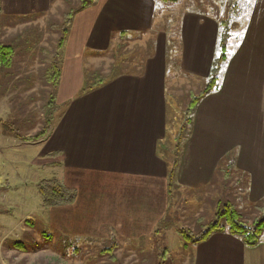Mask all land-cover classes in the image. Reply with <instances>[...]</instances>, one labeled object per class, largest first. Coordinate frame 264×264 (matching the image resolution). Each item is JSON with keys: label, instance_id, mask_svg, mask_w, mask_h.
I'll return each mask as SVG.
<instances>
[{"label": "crops", "instance_id": "1", "mask_svg": "<svg viewBox=\"0 0 264 264\" xmlns=\"http://www.w3.org/2000/svg\"><path fill=\"white\" fill-rule=\"evenodd\" d=\"M56 1L12 0L17 7L12 11L28 4L43 11ZM86 8L72 20L55 96L63 92L68 73L65 51L75 53L81 78L87 61L101 59L122 41L151 34L160 13L157 0H100L93 10ZM247 9L237 30L227 31L219 86L196 106L174 173L179 189L199 190L212 182L221 159L236 151L238 184L249 202H257L264 198V0H250ZM179 17V66L172 79L207 83L221 52L225 19L194 9ZM167 37L155 38L139 70L123 71L94 89L80 88L66 104L64 98L50 134L36 142L39 163L55 168L53 177L77 192L73 203L48 207L65 209V224L58 217L47 222L68 238L141 243L155 236L169 212V176L176 160L170 164L163 153L172 80ZM181 264H264V238L249 246L237 235L214 232L193 243Z\"/></svg>", "mask_w": 264, "mask_h": 264}, {"label": "rangeland", "instance_id": "2", "mask_svg": "<svg viewBox=\"0 0 264 264\" xmlns=\"http://www.w3.org/2000/svg\"><path fill=\"white\" fill-rule=\"evenodd\" d=\"M249 1L157 0L160 13L151 34L139 40L122 41L123 44L115 51L91 63L87 61V68L102 71L97 75L98 78L101 75L106 77L111 72L139 70L137 64L153 50L155 38L160 36L162 40L167 35L170 81L178 74L181 12L194 9L224 18L225 33L229 30L232 33L239 27V19L243 17L244 20ZM98 2L100 0H94L86 10H93ZM79 3L80 0H57L43 11L35 10L37 6L28 4L27 9L14 12L12 9L17 7L12 5V0H0V37L15 48L14 64L9 70L12 75L6 76V71L0 75V94L3 95L0 99V264H165L167 259L174 264H181L190 254L193 243L186 242L178 228L185 226L197 231V218L203 216V222L208 223L214 218L218 207H224L230 200L241 209L249 207L248 203L251 202L242 187L238 188V173L235 169L225 188L221 187L220 180L199 190L179 189L174 182L166 216L170 224L163 226L153 238L141 243L115 245V240L97 242L68 238L64 232L48 225V218L56 217L65 224V209L43 207L37 183L53 177L56 169L41 165L38 160L41 145L25 141L22 136L41 130L47 124L46 114L54 122L62 109L63 99L66 104L67 96L88 83L85 75L79 78L74 63L75 53L65 51L68 73L61 84L64 93L61 91L59 97L57 93L51 99L52 87L47 77L49 68L53 62L62 67L66 47L64 43L60 52L55 49L64 27L59 26L54 31L51 23L63 25L65 12L76 8ZM233 41L229 42L230 52L235 45ZM172 56L174 60L170 61ZM85 61L83 58V64ZM205 84L185 78L169 82V134L163 153L170 164L181 155L191 130V124L186 120L188 106ZM219 199L222 201L218 203ZM17 241L23 242L25 248L15 247ZM110 246L116 247L114 252H101ZM164 250L168 252L166 257L162 254Z\"/></svg>", "mask_w": 264, "mask_h": 264}, {"label": "trees", "instance_id": "3", "mask_svg": "<svg viewBox=\"0 0 264 264\" xmlns=\"http://www.w3.org/2000/svg\"><path fill=\"white\" fill-rule=\"evenodd\" d=\"M176 1V0H174ZM94 0H80V3L76 6L74 9H70L68 12H65V21L63 22V25H58L56 23H51V26L53 30L64 27L60 37L56 41L55 49L60 52V49L63 47L64 43L67 40L72 20L76 12L80 11L81 9L86 8L90 4H92ZM1 6H0V19H1ZM226 23V21L224 22ZM226 25V24H225ZM226 27V26H225ZM0 34H1V26H0ZM228 33L224 32L222 35V38L220 40V48L221 52L220 55L217 57L215 61V66L213 68V75L212 78L205 84V87L200 91V94L198 96H195L192 98L190 105L188 106L187 110V122H189L192 125V120L194 116V112L192 111L196 109V106L198 103L209 93L216 90L219 86V70L221 67V64L223 62V59L226 55V43H227ZM118 48V47H117ZM117 48H114L113 51H115ZM114 55V54H113ZM14 58H15V48L12 44H7L3 39L0 37V75L2 73L7 75H12L9 70L12 69L14 64ZM49 68L48 72V81L51 82V99L53 100L55 97L56 90L59 80L61 77V66L58 65V63L53 62ZM130 71V70H129ZM102 71L99 69L95 70H88L86 71V79L88 81L87 85L85 86L84 91L94 89L106 81L110 80L117 74L121 73H113L111 72L109 75L104 77V75H101L99 78L97 75H100ZM95 77V78H93ZM93 78V80H92ZM92 80V81H90ZM192 92H190L191 94ZM3 95L0 94V99ZM51 100V101H52ZM50 103V102H49ZM54 102H52L53 104ZM51 115H52V111ZM49 112V113H50ZM46 122L47 124L42 127L41 130H38L35 134L29 135V136H22V138L25 141L28 142H38L44 140L51 132L53 122L51 121L50 117L48 119V115L46 114ZM7 129V128H6ZM190 134V132H189ZM188 134V136H189ZM188 138V137H187ZM174 167L172 168L170 178H169V190L171 193L172 185L175 182V170L176 165L179 161L178 157L175 159ZM234 164H235V156L233 152H230L229 154L225 155L221 161L219 162V165L217 167L216 173L213 177V180L210 184H214L215 182L221 181V187H228V183L230 181L229 178L231 175H233L234 172ZM238 183V178H237ZM238 188L240 187L239 184ZM177 186V185H176ZM38 191L41 196V200L43 203V206L45 207H52V206H59V205H65L73 203L77 197V192L75 189L68 187L65 185L60 179L56 177H52L49 179H44L41 182L38 183ZM222 200L219 199L218 203ZM249 207H245V209H241L237 206L236 203H234L232 200L228 201L224 205V207H218V210H216V213L214 214V218H212L208 223L203 222V216L197 218V231L191 228H186L185 226L182 228H178L179 233L184 237L186 242L190 243H198L205 239H207L212 233L214 232H228L233 235L239 236L247 245L254 246L258 244L261 241L262 234L264 232V198L257 201V202H251L248 203ZM168 218L166 217L165 220H163L158 227V229L155 232V236L159 233L160 229L163 228V226H168L167 223ZM15 247L24 249L23 242L17 241L14 243ZM116 245V244H115ZM116 249L115 246H110L109 248H104L101 250L103 254H107L108 252H114ZM167 250L163 251L164 257L167 255ZM114 255V254H113Z\"/></svg>", "mask_w": 264, "mask_h": 264}]
</instances>
